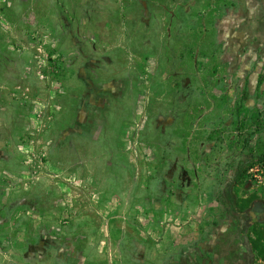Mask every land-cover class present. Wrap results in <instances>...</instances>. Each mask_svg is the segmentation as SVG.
<instances>
[{
  "label": "rangeland",
  "instance_id": "1",
  "mask_svg": "<svg viewBox=\"0 0 264 264\" xmlns=\"http://www.w3.org/2000/svg\"><path fill=\"white\" fill-rule=\"evenodd\" d=\"M228 4L0 0V264H200L264 203Z\"/></svg>",
  "mask_w": 264,
  "mask_h": 264
},
{
  "label": "crops",
  "instance_id": "2",
  "mask_svg": "<svg viewBox=\"0 0 264 264\" xmlns=\"http://www.w3.org/2000/svg\"><path fill=\"white\" fill-rule=\"evenodd\" d=\"M229 1L218 26L226 37L227 59L231 55L241 58L243 68L250 71L243 86L248 87L249 101L253 102L256 94L264 93V0Z\"/></svg>",
  "mask_w": 264,
  "mask_h": 264
},
{
  "label": "flooded vegetation",
  "instance_id": "3",
  "mask_svg": "<svg viewBox=\"0 0 264 264\" xmlns=\"http://www.w3.org/2000/svg\"><path fill=\"white\" fill-rule=\"evenodd\" d=\"M257 202H261V206L255 207V202L244 214L246 221L241 222L242 224L234 233L224 236L221 238L222 241L218 239V241L206 243L202 248H197L195 258L191 257L192 261L198 258L200 264H256V254L248 231L255 222H260L264 218V203ZM184 259L186 260L185 256H183Z\"/></svg>",
  "mask_w": 264,
  "mask_h": 264
},
{
  "label": "trees",
  "instance_id": "4",
  "mask_svg": "<svg viewBox=\"0 0 264 264\" xmlns=\"http://www.w3.org/2000/svg\"><path fill=\"white\" fill-rule=\"evenodd\" d=\"M261 83V81H260ZM259 83V84H260ZM242 102H246L248 100V95H247V91L245 90L242 94ZM248 167H240L237 170L236 175L234 176V182L238 183L240 181H242L243 179L246 178L247 174H248ZM254 250L256 251V256L258 259L260 258H264V238H257L254 242Z\"/></svg>",
  "mask_w": 264,
  "mask_h": 264
},
{
  "label": "built area",
  "instance_id": "5",
  "mask_svg": "<svg viewBox=\"0 0 264 264\" xmlns=\"http://www.w3.org/2000/svg\"><path fill=\"white\" fill-rule=\"evenodd\" d=\"M254 169H251V171L248 172V174H250L251 172H253ZM250 179L254 180L255 182L261 183L264 185V177H258L256 174L252 173V175H250Z\"/></svg>",
  "mask_w": 264,
  "mask_h": 264
},
{
  "label": "water",
  "instance_id": "6",
  "mask_svg": "<svg viewBox=\"0 0 264 264\" xmlns=\"http://www.w3.org/2000/svg\"><path fill=\"white\" fill-rule=\"evenodd\" d=\"M261 206V202H256L255 207L259 208Z\"/></svg>",
  "mask_w": 264,
  "mask_h": 264
}]
</instances>
